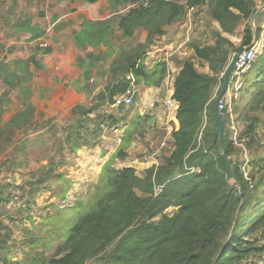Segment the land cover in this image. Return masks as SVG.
<instances>
[{
	"label": "trees",
	"instance_id": "trees-1",
	"mask_svg": "<svg viewBox=\"0 0 264 264\" xmlns=\"http://www.w3.org/2000/svg\"><path fill=\"white\" fill-rule=\"evenodd\" d=\"M191 6L192 0L185 5L175 0H152L146 6L140 0H109V7L114 11L103 20H96L91 10L93 19L83 18L80 30L72 33L74 47L87 50L84 56L78 55L76 59L84 86H87L92 70L108 54L96 53L95 49L105 46L112 52V42L117 34L129 42L111 62V80L99 94L100 100L91 109L81 104L71 109L72 125L81 127L89 113L102 105H112L115 97L123 95L130 86L129 74L135 83L142 81L146 86H159L166 75L165 63L155 64L148 70L143 59L149 46L164 35V28L180 22ZM256 8V0H211L208 16L220 30L214 32L212 45L194 46L193 56L183 60L174 78L172 97L178 107L172 119L175 128L170 133V152L157 165L146 168L143 175H138L134 167L117 169L111 166L113 158H125L123 149L138 136L142 137V132L149 128L152 117L135 114L126 122L123 149L120 148L103 166L84 211L54 253L31 256L26 263L21 260L13 262L5 255L1 258L2 264L263 262L264 155L253 156L246 175L243 161L239 158L233 160V156L245 149L241 142L244 135L251 137L254 134L256 121L248 119L239 137L241 141L235 142L226 131L231 123L230 116L226 110L221 112L219 148L214 109L232 54L252 42L249 20ZM121 9L124 11H119ZM240 23H244V28L240 44L235 46L222 33L234 35ZM15 26L29 35L27 41L36 43L34 53L28 58L0 62V80L6 87L0 95V146L6 149L13 145V150L25 151V144L30 140L27 137L29 131L35 129L34 107L27 101L30 91L25 83L31 76L30 67H43L39 54L48 55L52 48L45 45V41H39L45 32L29 20L19 21ZM60 27L57 25L55 30ZM139 31L146 32L144 41L131 45V39ZM260 32L257 29V40ZM195 59L208 65V73L197 70ZM251 68L255 69L256 80L248 110L264 111V49ZM14 90L24 94L26 99L23 107L3 122V107L9 101L5 96ZM118 107L121 111L128 108L125 105ZM45 123L50 124V121ZM15 134L20 136L19 144L13 141ZM81 137L80 131L71 133L70 117L68 131L58 148L62 157L59 163L65 162L64 152L74 153L84 145L79 141ZM252 141L251 138L246 145L249 147ZM49 163L56 164L55 158L52 157ZM46 178L47 172L37 182L29 184L32 195L39 191ZM46 187L47 184L43 188ZM8 200L0 197V201ZM169 209L173 211L168 213ZM1 242L6 245L5 240ZM3 248L0 245V251Z\"/></svg>",
	"mask_w": 264,
	"mask_h": 264
},
{
	"label": "rangeland",
	"instance_id": "rangeland-1",
	"mask_svg": "<svg viewBox=\"0 0 264 264\" xmlns=\"http://www.w3.org/2000/svg\"><path fill=\"white\" fill-rule=\"evenodd\" d=\"M73 2H77L74 7H71V0H0V13L3 14V17L0 16V62L26 59L34 53L36 41H27L29 35L15 26L17 22L25 19L44 30L45 35L39 41H45V45L52 48V52L48 55L39 54L38 58L43 67L39 69L30 67L31 76L25 83L30 91L27 101L34 107L35 127L27 136L30 140L25 144L26 150L21 151L19 148L13 150V145L6 149L3 145L0 146V164L2 163L0 197L9 198L8 201H0V245L4 247L0 251V264H2L1 258L5 255L13 262L21 260L26 263L31 256L54 253L56 246L63 241L70 227L80 218L82 210L84 211V206L95 189L103 166L122 148V135L128 118L135 114L152 117L149 128H146L149 132L145 130L142 132L143 142L148 150L154 148L165 133L164 130L159 129L162 125L158 117L160 115L165 117L161 104L164 101L161 99V103L155 104V109L145 113L142 110V102L147 95L150 98L154 94L145 92L146 85L142 81L135 83L140 95L134 99V105L126 108V111H121L119 107L113 105H102L83 119V126L72 125L74 116L71 109L78 104L91 109L100 100L99 94L104 92L111 80V62L119 56L121 49L127 48L129 42L121 39L117 34L112 42V52L107 51L105 46L95 49L96 53L108 52V54L99 62V66L92 70L87 86H84L85 81L81 77L76 59L78 55L84 56L87 50H78L74 47L72 33L76 30L72 26H81L85 18L80 13L83 9H89L91 17L93 12L96 20L108 18L114 10L108 3L107 8L98 7L100 13L97 14L95 2L88 0H73ZM263 2L264 0H256V7ZM104 9L107 11L105 17H103ZM75 11L78 12L75 14L77 19L71 17ZM119 11L123 12L124 9ZM185 17L186 15L173 25L182 23ZM259 19L261 17L256 19L255 25L259 24ZM59 24L60 29L55 30ZM144 34L146 35L144 31L136 33L130 44L136 45L144 41ZM262 52L260 50L256 54L251 66ZM194 61L198 62L196 59ZM251 66L245 73L246 80L244 87L239 90V98L235 100L236 102L234 100L232 102L231 123L226 127L230 138L239 141L248 119L253 118L256 121L254 134L251 137L244 135L242 141L240 140L245 149L233 156V160L239 158L243 161L242 168L246 169L245 175L250 169L249 162L253 156L264 155V111L248 110L256 80L255 69ZM5 89V85L0 80V95ZM24 97V94L17 90L5 96L9 101L3 107V122L23 107L26 99ZM152 112L156 115L151 114ZM110 116L112 118H109ZM70 117L71 133L80 131L82 137L79 141L84 145L74 153L64 152L65 162L59 163L62 157L58 153V148L68 131ZM113 119L119 122H112ZM47 120L50 124L45 123ZM144 133L147 135L144 136ZM115 134H119V141ZM251 138L253 141L248 147L246 144ZM19 139L20 136L15 134L13 141H18L19 144ZM111 141L114 142L110 145ZM125 150L127 147L123 152ZM165 151L167 154L170 152L167 148L161 150V159ZM10 152L12 154L9 155ZM138 152L140 151L135 152L130 147L125 152V158L130 159ZM52 157L56 160L54 165L49 163ZM120 161L119 158H113L110 164L117 169L132 167L131 161L127 163ZM133 166L138 175L144 174L145 169L142 166L138 164ZM46 172L45 183L40 184L39 191L32 195L29 184L37 182ZM46 184L48 187L43 188ZM172 211L173 209H169L168 213ZM2 240H5L6 245L2 244Z\"/></svg>",
	"mask_w": 264,
	"mask_h": 264
},
{
	"label": "crops",
	"instance_id": "crops-1",
	"mask_svg": "<svg viewBox=\"0 0 264 264\" xmlns=\"http://www.w3.org/2000/svg\"><path fill=\"white\" fill-rule=\"evenodd\" d=\"M179 1H180L179 3L184 4V5L188 2V0H179ZM75 3L73 2V0H71V7L76 6L74 5ZM95 3L97 4V7L95 8V12L99 14L100 13L99 8L100 7L105 8L106 6H108L109 0H97ZM192 5L193 6L186 9V17L182 23L178 25L172 24V26L170 25L164 28L165 30L164 35H162L153 44L149 46L148 51L143 59V63L148 70L152 69L155 66V64H158V63L164 62L166 65V75L164 79L162 80V82L160 83V85L156 87L146 86L145 92H147L148 94L150 93L154 95H152V97L150 98H148L149 96L147 95V97L144 98V101L142 102V110L145 113H146V110L144 109L143 104L146 100L156 98L158 102H160L161 99H163V101L165 102L166 99L173 98L172 94H173L174 78L176 74L179 72L182 66L183 60L193 56L194 46L202 47L204 45H212L214 41V38H213L214 32H216L217 30H220L218 24L212 21L210 17L208 16L210 5H211V0H192ZM106 12L107 11L104 9L103 17L106 16L105 15ZM76 13L78 12L75 11L74 14H71V17L76 18L77 17V15H75ZM80 13H82V16H84L85 19H92L89 9H83L80 11ZM260 17L261 19H259V24L257 23L256 25L257 29H260L261 31L260 38L259 40H257L254 46L256 50V54L260 50L263 51L264 49V15L262 14ZM72 28L79 31L81 26L76 25V26H72ZM243 28H244V23H240L234 35H228L224 32L222 33V35L228 38L235 46H238L240 44L241 33H242ZM143 36H146V35L144 34ZM195 66L197 70L200 72L208 73L209 71L208 65L205 63L200 64L199 62H197L195 63ZM247 70L245 71V73L247 72ZM245 73L242 76V88L244 87L243 85L246 80ZM128 78H131V84L135 89V95H134V99H135L140 94H139L138 88L135 84L134 77L132 76V74H129ZM169 80L172 81L171 86L168 85ZM229 85L231 88H233V84L231 82H229ZM238 98H239V95H237L234 101L237 100ZM164 102L163 103L160 102V103L162 104L164 108L165 117H160L161 115L158 117L162 125L161 127H159V129L164 130L165 133L159 139V143H158L159 145L156 144L154 148L152 149L150 148L151 150H148V147H146L143 142L144 137L141 138L138 136L136 140H133L128 145L129 147L127 146V150L128 148L131 147L133 151L135 152L140 151V152H138L137 154H134L133 157L130 159L128 158L121 159L120 162L127 163L131 161L132 165L130 166L135 167L133 165L138 164L139 166H142L144 169H146L152 165H157L159 163L161 159L160 156L162 155L161 150H166V148L169 150L172 149L170 133L175 128V125L172 121L171 114L165 109L163 105ZM153 109L155 108H152L150 112ZM151 114L156 115L155 112L154 113L152 112ZM164 118L166 120H164ZM155 122H156V118H155ZM150 124L151 123H149V125ZM123 127L125 128V126ZM145 131L149 132L148 129H145ZM145 134L146 133H144V136ZM118 135L119 134H115V136L117 137V140L119 141ZM163 139H165L166 141V147H160V143ZM113 142L114 141H111L109 142V144L111 145ZM127 150H125V152ZM166 154L167 153L165 151L164 155ZM125 167H129V166H125Z\"/></svg>",
	"mask_w": 264,
	"mask_h": 264
},
{
	"label": "built area",
	"instance_id": "built-area-1",
	"mask_svg": "<svg viewBox=\"0 0 264 264\" xmlns=\"http://www.w3.org/2000/svg\"><path fill=\"white\" fill-rule=\"evenodd\" d=\"M140 1L142 2L143 6H146L152 0H140ZM255 56H256V50L254 47L244 50L242 53H240L237 56V59L234 64V68L229 78V82L233 84V88L230 87L228 82L226 91L219 99L217 104L218 111L220 114L221 112L226 110L229 116H231L230 107L232 105L233 100L236 99L239 90H241L242 88V76L245 73V71L251 66V63L254 61ZM168 85L169 86L172 85L171 80L168 81ZM134 95H135V89L132 86V84H130V86L125 90L123 95L115 97L114 103L112 105L115 107H118L119 105H125L126 107H130L134 103ZM156 103H158L156 98L146 100L143 104L146 113L150 112V110L155 107ZM163 105L165 109L171 114V118L173 119L178 107V103L173 98H170V99H166ZM234 141L237 142V140ZM239 146L241 147V145ZM160 147H166L165 139L161 141ZM262 259L263 262H261L260 264H264V252L262 254Z\"/></svg>",
	"mask_w": 264,
	"mask_h": 264
},
{
	"label": "water",
	"instance_id": "water-1",
	"mask_svg": "<svg viewBox=\"0 0 264 264\" xmlns=\"http://www.w3.org/2000/svg\"><path fill=\"white\" fill-rule=\"evenodd\" d=\"M264 12V2L256 8L255 12L253 13V15L251 16L250 20H249V24H250V28L252 30V35H253V39H252V42L247 45V46H243L241 47L239 50H237L235 52V54L231 57L230 59V62L226 68V71L224 73V77H223V82H222V86H221V89H220V92L219 94L216 96V99H215V105H214V109L216 111V114H217V126H218V136H219V148H220V139H221V114L219 113L218 111V107H217V104H218V101L219 99L222 97V95L225 93L226 91V88H227V85H228V82H229V78H230V74L234 68V64H235V61L237 59V56L242 53L244 50L246 49H249L251 47H254L256 42H257V27L255 25V21L257 19V17L262 14ZM221 155L225 158V155L223 154L222 151H220Z\"/></svg>",
	"mask_w": 264,
	"mask_h": 264
}]
</instances>
